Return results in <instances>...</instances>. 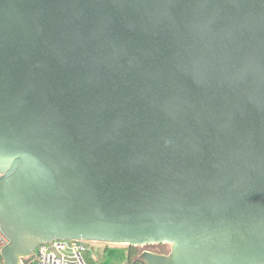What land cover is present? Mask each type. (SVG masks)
I'll return each mask as SVG.
<instances>
[{"label": "water", "instance_id": "95a60500", "mask_svg": "<svg viewBox=\"0 0 264 264\" xmlns=\"http://www.w3.org/2000/svg\"><path fill=\"white\" fill-rule=\"evenodd\" d=\"M0 230L264 264V0H0Z\"/></svg>", "mask_w": 264, "mask_h": 264}, {"label": "built area", "instance_id": "2783aa9c", "mask_svg": "<svg viewBox=\"0 0 264 264\" xmlns=\"http://www.w3.org/2000/svg\"><path fill=\"white\" fill-rule=\"evenodd\" d=\"M7 244V237L0 230V253ZM89 244L74 240L38 244L33 251L35 258L27 264H87L85 253L91 251Z\"/></svg>", "mask_w": 264, "mask_h": 264}, {"label": "rangeland", "instance_id": "374dc122", "mask_svg": "<svg viewBox=\"0 0 264 264\" xmlns=\"http://www.w3.org/2000/svg\"><path fill=\"white\" fill-rule=\"evenodd\" d=\"M165 247L166 253L169 250V246L163 245ZM89 248L92 253L96 255L97 262L95 264H124L123 259L127 257V246L125 245H112V244H104V243H90ZM107 249L104 256L102 252ZM140 253L148 249H160L158 245H150V246H143L137 248ZM165 253V254H166ZM99 256H101L99 258ZM125 257V258H124ZM123 261V262H122Z\"/></svg>", "mask_w": 264, "mask_h": 264}, {"label": "trees", "instance_id": "16d2710c", "mask_svg": "<svg viewBox=\"0 0 264 264\" xmlns=\"http://www.w3.org/2000/svg\"><path fill=\"white\" fill-rule=\"evenodd\" d=\"M138 247H130L127 246V258L125 264H144L140 259L139 255L141 254L139 250L137 249ZM159 248L157 254H165V247L163 245H159ZM106 250L102 252L101 256H104ZM99 256V258L101 257ZM85 259L87 261V264H95L97 262V257L95 253L93 254L92 251H87L85 253ZM0 264H2V260L0 258Z\"/></svg>", "mask_w": 264, "mask_h": 264}, {"label": "flooded vegetation", "instance_id": "af4514ba", "mask_svg": "<svg viewBox=\"0 0 264 264\" xmlns=\"http://www.w3.org/2000/svg\"><path fill=\"white\" fill-rule=\"evenodd\" d=\"M159 246V245H158ZM145 251H148V252H152V253H155L158 251V249H148V250H145ZM144 252V251H143Z\"/></svg>", "mask_w": 264, "mask_h": 264}, {"label": "crops", "instance_id": "0c3cea01", "mask_svg": "<svg viewBox=\"0 0 264 264\" xmlns=\"http://www.w3.org/2000/svg\"><path fill=\"white\" fill-rule=\"evenodd\" d=\"M105 250H106V252H107V249H105ZM105 250H104V251H105ZM126 257H127V256H126ZM124 258H125V257H124ZM123 261H125V262H126V259H123ZM123 261H122V262H123ZM125 262H123V263L125 264Z\"/></svg>", "mask_w": 264, "mask_h": 264}]
</instances>
